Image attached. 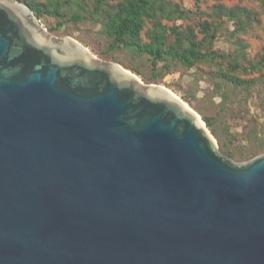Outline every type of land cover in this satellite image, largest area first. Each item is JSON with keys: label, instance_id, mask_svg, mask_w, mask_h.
Segmentation results:
<instances>
[{"label": "water", "instance_id": "95a60500", "mask_svg": "<svg viewBox=\"0 0 264 264\" xmlns=\"http://www.w3.org/2000/svg\"><path fill=\"white\" fill-rule=\"evenodd\" d=\"M182 102L0 0V264H264V151Z\"/></svg>", "mask_w": 264, "mask_h": 264}, {"label": "trees", "instance_id": "16d2710c", "mask_svg": "<svg viewBox=\"0 0 264 264\" xmlns=\"http://www.w3.org/2000/svg\"><path fill=\"white\" fill-rule=\"evenodd\" d=\"M18 1L51 34L74 37L146 84L181 92L226 155L242 161L264 151V45L251 55L245 38L262 24L264 0H255L260 11L221 0L209 10L200 0L193 8L173 0ZM174 73L179 78L165 82Z\"/></svg>", "mask_w": 264, "mask_h": 264}, {"label": "rangeland", "instance_id": "374dc122", "mask_svg": "<svg viewBox=\"0 0 264 264\" xmlns=\"http://www.w3.org/2000/svg\"><path fill=\"white\" fill-rule=\"evenodd\" d=\"M173 1L181 3L186 8H193L194 3H195V0H173ZM221 1L223 3H225L226 5H229V6H232L235 4H243V5H247L251 8H253L255 11H260L259 6L255 0H221ZM213 2H214V0H200V5H201L202 9L209 10L211 5L213 4ZM261 17L263 20L262 24H260V25L256 24L254 26V28L250 29V31L245 35L246 40L251 44V48L249 49V52L251 55L256 54L260 50V48L264 45V31H263L264 15H262ZM170 24H172V22H170ZM43 26H44V24H43ZM72 38H74V37H72ZM77 41H79V40H77ZM218 44H222V41L219 40ZM86 47L91 51V49L88 46H86ZM178 78H179V73H174V74L167 75L164 78V80H165V82H171V81L177 80ZM163 86H165V85H163ZM168 89H170V88H168ZM171 91H173V90H171ZM173 93H175L176 95H178L181 98V92H174L173 91Z\"/></svg>", "mask_w": 264, "mask_h": 264}, {"label": "bare ground", "instance_id": "6f19581e", "mask_svg": "<svg viewBox=\"0 0 264 264\" xmlns=\"http://www.w3.org/2000/svg\"><path fill=\"white\" fill-rule=\"evenodd\" d=\"M123 68H124V67H123ZM168 92H169L173 97H175L176 99H178V100H180V101H183L178 95H176L175 93H173V91H171L170 89H168ZM182 103H183V105H184L186 108L190 107L188 104H186V102L183 101ZM198 120H199V122H200L201 125H204L203 122L200 121L199 116H198Z\"/></svg>", "mask_w": 264, "mask_h": 264}]
</instances>
